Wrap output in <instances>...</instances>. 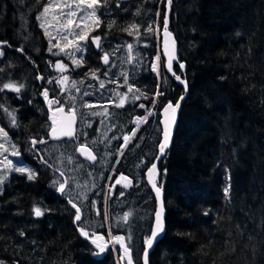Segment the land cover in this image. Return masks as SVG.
I'll return each instance as SVG.
<instances>
[{
	"label": "trees",
	"instance_id": "1",
	"mask_svg": "<svg viewBox=\"0 0 264 264\" xmlns=\"http://www.w3.org/2000/svg\"><path fill=\"white\" fill-rule=\"evenodd\" d=\"M42 3L0 0V42L16 43L18 15L31 10L29 30L41 48L44 34L31 14ZM164 9L159 0H109L98 11L97 32L107 40L123 39V23L145 32L156 13L162 23ZM168 20L188 87L158 166L164 232L148 262L264 264V0H172ZM145 33L153 49L157 42ZM173 71L178 73L177 65ZM169 79L162 100L174 103L184 88ZM8 80L15 81L0 73V87ZM16 163L37 178L0 168L7 176L0 185V264H116L109 248L95 255L78 236L70 208L51 193L42 165L25 156ZM34 205L49 211L33 217ZM20 237L33 242L11 246Z\"/></svg>",
	"mask_w": 264,
	"mask_h": 264
},
{
	"label": "rangeland",
	"instance_id": "2",
	"mask_svg": "<svg viewBox=\"0 0 264 264\" xmlns=\"http://www.w3.org/2000/svg\"><path fill=\"white\" fill-rule=\"evenodd\" d=\"M161 1L163 0H159L160 4L165 3V1L162 3ZM42 2V4L38 5L36 13L33 10L31 14V16L35 18L37 22L36 25H38L39 28H41V21L37 19V16L41 14L44 6L49 3V0H42ZM54 2L65 3L69 2V0H54ZM30 11L31 10L26 11L25 15H18L19 29L15 31L16 43L7 45V47L4 46L0 49L4 53L3 56H0V73H2V75L4 74L6 77H11L15 80L13 82L17 85H24L19 93L8 89L0 92V105L3 106L0 107V119H2L0 127H3L5 131L8 132L10 138L7 143H5L3 138H0V143L5 144V147L8 149L3 155H7L8 159L14 161L16 157L11 155V145L14 144L21 153L19 156L20 158L21 156H25L32 164L37 165L36 154H38L40 157H43V161H47L52 167L59 169V172H63L64 179L68 180V185L66 192L62 196L68 201L71 199L81 209V221H75L74 211H71L72 214L70 215L72 222H76L74 225L76 232L79 231V227H84L89 231L90 235L94 230L103 234L106 239H109L108 232L109 229H111L112 235L118 234L125 236L126 243L131 249L132 260L134 264H137L139 251L148 234V232L146 233V226L148 222H151L153 211L150 202L152 197L143 184L142 171L153 157L159 133L157 114L160 107L165 103L162 100L163 96L156 98L157 102L155 106L152 105L151 101L154 98L155 91L159 89V91L163 92L169 88L170 82L169 75L163 70L162 58L159 62V75L152 70L155 57L158 53L160 54L159 33L162 23L159 24L156 13L152 26L154 31L150 32L155 43L157 42V45L153 46V49H149L150 42L147 38L149 34L141 32L140 28L139 37L136 35H129L128 32L125 31V38L120 40H107L106 37L99 35L100 31L97 32L98 28L92 32L90 38L91 36L101 37L100 52L104 54L108 53L110 56V63L106 67L107 72H110V70L115 71L113 75L107 77L108 79H102L100 75H96L99 79L92 77L95 85L92 87L94 90L93 94L92 96L90 94L85 96L84 93H88V86H91V81H89L90 83L87 82V84L81 83L83 80H78L77 78L79 75L77 73V67L72 64V60L69 56L60 52L58 48H53L52 52L48 51L50 47V37L45 35V29L43 28H41L44 34L43 46L41 48L38 46L28 26V14ZM53 15H59V12H50L44 20L48 31L51 32L53 38L52 43L55 44L57 41H60L63 46L64 43H67V41L62 39V35L65 33H58V24L52 19ZM61 22H63V18ZM122 25L125 29L128 28V25H124V23ZM147 25L149 26V23ZM102 27L104 28V26ZM103 28L102 32L107 33ZM72 38L73 37H69V39ZM130 38L134 41L130 42ZM128 44L133 45V50L131 52L133 60L131 62L128 60ZM21 49H23V51H20ZM92 50L93 47L88 40L83 50V60L92 59ZM54 53L59 54L57 55ZM74 58L80 59L81 53L76 52ZM57 61H62L66 64L68 66L67 70L60 72L55 67ZM97 61H99V59H97ZM127 62L129 83L133 84L134 87L141 92L146 93L149 98L144 99L141 97L140 100H132L131 97L133 93H128V101L126 102V111H128V113L126 112L125 120H127L128 135L131 139L128 141V153L124 154L123 152L125 149H121L122 147L120 148L121 144L116 147L114 144L115 139H113L114 134L117 136L113 129H115L116 126L120 127L118 122L116 124L113 114L115 109L119 108L115 106L119 103V97L115 95L114 99L116 101H114V99H112L113 93L104 95L97 87L102 80L104 84L106 82L114 84L110 82L115 81L111 78L120 76L121 73H126L124 67ZM99 66H101V62ZM39 76H43L44 79H38ZM63 76L69 78L66 85L57 83ZM49 80H51L52 83H49ZM73 81L76 82L75 86L72 84ZM9 82L8 80L7 83ZM3 83L6 82L4 81ZM122 83L124 84V81H122ZM151 84H154V87L152 93L149 94ZM62 87L66 88L63 93L61 92ZM77 88H79V91L76 90ZM44 89L48 90L49 99L55 97L68 108H71L73 105L75 106L77 116L79 119H82L81 122L84 127L82 131L77 133L78 138L83 139L86 143L88 142L92 148L93 146L95 148L97 147L93 144V142L97 140L98 147L100 148V156L99 161L94 167L89 166L86 161H84L86 163L80 162L79 158L77 159L75 153H73V149H71L70 146L64 145L63 142H48L42 145L38 143L35 148H33L31 139H46V134L49 129L46 106L48 111L49 107L41 95ZM124 92L127 91L122 90L120 93ZM135 95H139V92L135 93ZM72 97H75V99H71ZM88 97L91 99L89 100ZM109 100L114 101V103H111L114 106L113 113L108 109V113L102 115L103 117L101 115L93 116L91 114L93 111L102 113L104 107H106L105 104L108 103ZM29 101H31V103H29ZM85 102L93 104L95 107L91 109L84 108L82 105ZM140 104H144L145 108H140ZM5 108L8 109L9 112L15 110L18 127H13L11 125V118L8 113L4 111ZM149 108L152 109L154 114L148 116L147 122H141L139 128H137L136 117L146 116ZM122 119L124 120L123 115ZM133 129H136L134 136L131 135ZM81 132L87 133V135H82L83 133ZM3 155H0V161H3ZM119 156H121V159L117 160ZM69 157L71 160H69ZM126 163L128 164V170L127 166L125 167ZM117 165L124 166L126 170L125 173L129 176L115 170ZM15 166L19 167L17 163ZM21 167L24 166L21 165ZM0 168H3L2 164H0ZM38 168L48 174L50 187L56 193V191H58V185L54 186L52 182L58 179L61 181V179L43 166L39 165ZM14 173L20 174L17 172ZM114 175H120L118 179H120L121 176H125L132 181V190L127 192L126 200L123 202L118 201V198L125 195L123 191L129 189V186L125 187L124 185L127 181H122L120 184L115 183L118 189L115 188L111 191L112 187L110 186ZM121 193H123V195H121ZM52 204L57 206L55 202H52ZM97 210L100 211V215H97ZM126 212L131 213L127 222L121 219ZM105 213L107 214V218H105ZM129 235L132 237L130 241L127 240ZM17 240L19 241L14 242L12 239L11 243H9L11 246L20 245V248H22V242L25 244L33 242L28 238L24 239L22 237ZM25 248L28 247L25 246ZM88 248H90L93 253L95 252L92 246H88ZM109 249L114 255L116 264H126L124 259L121 260V256L116 247L113 248L110 245ZM30 250L33 252V249Z\"/></svg>",
	"mask_w": 264,
	"mask_h": 264
},
{
	"label": "snow or ice",
	"instance_id": "3",
	"mask_svg": "<svg viewBox=\"0 0 264 264\" xmlns=\"http://www.w3.org/2000/svg\"><path fill=\"white\" fill-rule=\"evenodd\" d=\"M109 0H69V2L65 3H58L54 2V0H49V3L46 4L43 8V11L39 16H37V19L41 21L40 27L45 29V35L49 36V52H52L53 48H58L60 52H63L65 55H68L69 58L72 60V64L76 67H80L83 64V50L86 46L90 35L92 32H94L97 28L100 27L101 21L99 16L97 15V12L100 11L104 6L108 4ZM172 0H168L169 6L171 5ZM119 6V4H117ZM59 12V15H53L52 19L57 22L58 33H65L62 35V39L67 41V43H64L63 46L61 45L60 41H57L55 44L52 43V35L51 32L48 31V28L46 26L44 18L48 16L50 12ZM63 18V22H61V19ZM113 24H115V21L112 22V24H109L108 27L112 28ZM168 24L169 20L168 17L165 16L163 20V33H164V40H163V55L166 57V63L165 67L168 72H171L172 75L175 77L177 81H180L181 84L184 85L185 92H187V81L181 79L180 76L176 75V73L172 70L173 69V61L177 60L178 57L176 55L175 50V40L172 38V34L168 31ZM158 30V29H157ZM124 31H127L129 35H136L139 37L140 31H139V25L132 24L129 26V28L124 29ZM154 29L151 25H149L145 32H153ZM239 35V33H237ZM69 37H73L72 39H69ZM171 39V47H169V39ZM92 43L97 47H101V37L100 36H91ZM6 41L0 42V44H5ZM127 48L129 50V57L128 60L131 62L133 60V57L131 56V52L133 50V45L128 44ZM71 49V50H70ZM20 51H23L21 49ZM80 52L81 58L76 59L75 53ZM59 54V53H54ZM4 53L2 50H0V56H3ZM103 63L105 65H108L110 62V56L108 53H105L102 57ZM161 60V56L158 53L155 57V62L152 64V70L157 72V75H159V62ZM55 67L60 71L64 72L67 70V65L64 64L62 61H57L55 64ZM180 69H184L185 65L184 63L179 64ZM91 75L95 79H99V77L96 76V72H92ZM105 76L108 75L107 72L104 73ZM123 76L124 85L127 86V92L120 93L116 92L115 95L119 97V103L116 104V107H123L125 103L128 101V93H133V96L131 97L132 100H140L141 97L144 99H148L146 93L141 92L139 89H136L133 84L129 83L128 75L127 73H121ZM38 79L43 80V76H39ZM69 78L67 76H63L59 81H57L58 84L66 85ZM49 83H52L51 80L48 81ZM111 83H118V81H110ZM75 81L72 82L73 86H75ZM83 83V81H81ZM24 87L23 84L17 85L14 82L9 83H3L2 87H0V91H3L5 89L12 90L16 93H19L21 89ZM105 84L104 81H100V88H104ZM66 90V88L62 87L61 92L63 93ZM79 91V88L76 89ZM139 92V95H135V93ZM44 100L47 102L49 110L51 112V116L49 119L51 120L50 125V137L53 139H60L62 137H69V138H78L77 132L75 130L74 125L76 124L77 120V110L75 106L73 105L71 108L68 109V111H65V106L60 102L59 99L53 98L49 99V92L47 89H44V91L41 93ZM85 96L89 95V93L85 92ZM164 93L159 91L157 89L154 93V98L152 99V105H156V98L163 96ZM71 99H75V97H72ZM184 99V96L180 97V100L177 101V103L174 105L171 101H169L166 105H163V114H164V120H163V131L162 136L163 139L159 143V152L160 156H157L155 159L156 161H159L161 157L165 154V150L170 147L174 128L177 122V114L178 110L180 109V101ZM31 103V101H29ZM108 103H114V101L109 100ZM84 108H94L95 105L85 102L82 105ZM0 107H3L0 105ZM140 108H145L144 104L139 105ZM5 112L8 113L9 117L11 118V125L13 127H18L17 118L15 116V110L12 112H9L8 109H4ZM108 113L107 107H104V111L102 113H97L93 111L91 114L93 116L95 115H106ZM153 111L151 108L148 109L147 115L144 117H136V127L139 128V125L141 122H147L148 116L153 115ZM136 129H133L132 136L135 135ZM82 135H87V133H83ZM0 138H3L5 143L9 141L8 132L5 131L3 127H0ZM115 139V137H113ZM125 145H127L128 141L131 139L129 135H125L123 137ZM46 144L47 141L43 138L37 140L36 138L31 139V144L33 148L37 144ZM95 143V142H93ZM12 152L11 155L15 157H19L21 155L20 151L16 148V146L13 144L11 145ZM8 149L5 147V144L0 143V155H3L6 153ZM76 151L80 152L81 155L85 156L88 160L96 161L97 156L93 154L92 149L87 146V144H80V146L76 149ZM43 159V157H41ZM69 160L71 158L69 157ZM47 163V161H44ZM0 164L3 165L4 169H7L9 171H14L21 174H26L28 180H35L37 178V173L32 170L29 167H16L13 164V161L8 159L7 155H3V161H0ZM57 171H60L57 169ZM165 170V174H166ZM161 173L158 170L157 163H152L151 167L148 168V179L152 183L153 189L156 191L157 198H160L161 196V189L162 186H157L156 183V177H158ZM60 176L64 177V173L60 172ZM7 179V176L4 174H0V185L3 184L4 180ZM122 181H127V183L124 185L125 187H128L131 185L132 181L129 180L128 177L121 176L120 179L116 181L117 184H120ZM53 185H58V191L61 194H64L66 192V188L68 185V180L64 179L62 182L58 180H54ZM114 187V186H110ZM230 185L229 187H226L223 189V192L225 196L227 197L230 192ZM3 188L0 187V193H2ZM123 195V193H121ZM69 204L72 205V207L75 209V221H81V209L77 206L76 203H74L71 199L68 201ZM49 211L48 209H42L39 205H34L32 212L35 217L39 218L45 215V212ZM163 214H164V202L161 200L160 207L155 213V226L151 231V235L145 239V252L143 261L144 264H149L148 262V249H150L153 245L154 240L158 237L160 233L164 231V220H163ZM205 215L208 214L206 211L204 213ZM97 215H100V211L97 210ZM131 213H124L123 217L121 218L123 221L127 222L129 219V216ZM105 218H107V214L105 213ZM79 232L82 236L90 240L91 244L95 246V249L98 251H95L93 254L100 255L103 254L111 245L113 248L115 245H119L123 249V256H121V260H123L125 257H127V264H133L132 256H131V249L126 243V238L123 235H112L111 229H109L108 237L109 239H105V236L103 234H100L96 231H92L91 235L88 230L84 227H79ZM20 235L23 236L24 232L21 231ZM131 235L127 237V240H131Z\"/></svg>",
	"mask_w": 264,
	"mask_h": 264
},
{
	"label": "flooded vegetation",
	"instance_id": "4",
	"mask_svg": "<svg viewBox=\"0 0 264 264\" xmlns=\"http://www.w3.org/2000/svg\"><path fill=\"white\" fill-rule=\"evenodd\" d=\"M6 44V43H5ZM5 47H7V45H3ZM0 49H2V46L0 47ZM104 56V53L103 52H100V49L98 48V51H93L92 53V59H89V60H83V64L81 65V67H77L78 69V80H83V83L84 84H87V82L91 81V86L89 85L88 86V93L92 96L93 94V89L92 87H94V81L92 79V75L91 73L92 72H96V75H100L102 79H108L107 77L110 76V75H113L114 74V71L110 70V72H107L106 70V67L108 65H105L103 63V60H102V57ZM88 57V56H86ZM97 59H99V61H97ZM101 62V66H99V63ZM110 63V62H109ZM126 69V73L128 75V62L126 64V66L124 67ZM123 69V68H122ZM107 72L108 75L105 76L104 73ZM103 73V74H102ZM112 80H115V81H118V83H114V84H110L108 82L105 83V87L104 88H100V85L97 87L98 90H101L102 91V94H108V93H113V96H112V99H114L115 97V93L116 92H121L122 90H125L127 91V86H125L122 81H123V76L120 75V76H117L115 78H111ZM103 81V80H102ZM90 83V82H89ZM55 98V97H54ZM57 99V98H56ZM88 99L90 100L91 98L88 97ZM114 101H116L114 99ZM126 103L123 107H119V108H116L115 109V112H114V106L112 104H109V103H106L105 106L107 107V109H109L113 114H114V118H115V122L117 124V122L119 123V126L120 127H117L115 129H113V131L117 134V136L114 134V137H115V142L114 144L116 145V147L121 144L120 148L121 149H125V151L123 152L124 154L125 153H128V143L126 146L125 145V142H124V139L123 137L125 135H128V124H127V120H125V115H126V112L128 113V111H126ZM68 107L65 106V111H68ZM46 110H47V122L49 123V128H50V125H51V120L49 119V117L51 116V112L50 110L48 111L47 109V106H46ZM48 112H49V115H48ZM122 115L124 117V120L122 119ZM102 116V115H101ZM128 116V115H127ZM100 117V116H99ZM103 117V116H102ZM99 119H104V118H99ZM82 119H79V117L77 116V121H76V132H80L82 131V129L84 128L83 125H82ZM126 122V123H125ZM49 130V129H48ZM83 133V132H81ZM111 133V132H110ZM47 138V137H46ZM56 142V141H55ZM57 142H63L64 145H67V146H70L71 149H73V153H75V149L77 147L80 146V144H85L86 142L81 139V138H69V139H62L60 141H57ZM87 146L89 148L92 149V152L93 154H95L97 156V160L94 161L93 163H88L89 166L91 167H94L97 162L99 161V156H100V148L98 147V144H97V140H95V143H93L94 145H96L97 147L95 148L93 146V148L88 144V142L86 143ZM116 153V152H115ZM37 157H38V154H37ZM77 158V157H76ZM78 159V158H77ZM121 159V156L117 157V160H120ZM80 162L82 163H86L82 160L79 159ZM50 165V164H49ZM51 166V165H50ZM127 166V170H128V164L126 163L125 164V167ZM125 167L124 166H120V165H117L116 169L117 171L119 172H122L124 173L126 176H128L125 172ZM121 168V169H120ZM49 172H51L50 170H48ZM124 171V172H123ZM128 172V171H127ZM53 174H55L57 177L60 178V176H58L55 172H52ZM48 175V174H47ZM120 175H114L113 179H112V184L111 186H114L111 188V191L115 188H117V186L115 185V181H117V179L119 178ZM49 178V177H48ZM61 181L64 180V177H61L60 178ZM118 189V188H117ZM129 190H125L123 192H125V195L121 196L118 198V201H125L126 200V192H128ZM57 192V196L65 203V205L67 206V208H71L72 211L75 212L74 208L72 207L71 204L68 203V200L62 196L63 194H61L59 191H56ZM51 193H54V190H52L51 188ZM84 241V240H83ZM87 242V241H85ZM88 243V242H87Z\"/></svg>",
	"mask_w": 264,
	"mask_h": 264
},
{
	"label": "water",
	"instance_id": "5",
	"mask_svg": "<svg viewBox=\"0 0 264 264\" xmlns=\"http://www.w3.org/2000/svg\"><path fill=\"white\" fill-rule=\"evenodd\" d=\"M164 8H165V9H164L163 20H164V17H165V16L168 17V11H169L168 0H165ZM168 31H169V30H168ZM169 32H170V31H169ZM170 33H171V32H170ZM171 34H172V33H171ZM172 38H174V37H173V34H172ZM172 38L169 39V47H171V39H172ZM163 40H164V33H163V21H162L161 30H160V33H159V52H160V56H161L162 61H163V64H162V66H163V70H164V72H165L166 74L170 75V77L173 79V81H174L176 84L182 85V87L184 88V85L181 84L180 81H177V80L175 79V77L172 75V73H171V72H168L167 69H166V67H165L166 57L163 55ZM174 40H175V39H174ZM89 42L91 43L92 47H93L94 50L96 51L98 48L92 43L91 38H90ZM3 45H6V44H0V47L3 46ZM175 50H176V55H177V45H176V41H175ZM180 63H182V62H179L178 60H174V61H173V66H174V65H177L178 73H177L176 75H178V76H180V74L183 72V69H180V67H179V64H180ZM181 79H183V78H181ZM183 80H184V79H183ZM183 91H184L183 94H181V95L177 98V100L173 103L174 105L177 103V101L180 100V97H181V96H184V97H185V88H184ZM181 102H182V101H180V103H181ZM167 103H168V102H167ZM167 103H164L163 105H166ZM163 105H162V107H161V108L159 109V111H158V128H159L158 138H159V139H158V142H157V145H156V148H155V154H154V156H153V158H152V160H151V163L146 167V169H145L144 172H143V182H144V184H145V186H146V188H147V190H148V192H149V194L151 195L152 200H153V211H152V215H151V222H150V227H149V231H148L147 237H149V236L151 235V231H152V229H153L154 226H155V213H156V211L159 209V207H160V202H161V200H162V194H161L160 198H157L156 191H155V189H153V187H152V183H151V182L149 181V179H148L147 172H148V168H150V167H151V164L154 163V162L157 163V167H158V166H159V163L161 162V160H162V158H163V156L165 155V154H164V155L161 157V159H160L159 161H156L155 158H156L157 156H160V152H159V143H160V142L162 141V139H163V136H162V131H163V120H164V114H163V110H162ZM178 111H179V110H178ZM66 112H67V111H66ZM75 126H76V124L74 125V127H75ZM49 133H50V128H49V130L47 131V138L45 139L47 142H55V141H60V140H62V139H69V137H62V138H60V139H53V138L50 137V134H49ZM41 145H42V144H41ZM31 148H32V146H31ZM77 148H78V147H77ZM77 148H76V149H77ZM76 149H75V155H76L78 158H80L81 160L86 161V162H88V163H92V162H93V161H91V160H88L85 156L81 155V153L78 152V151H76ZM166 150H167V149H166ZM166 150H165V152H166ZM39 161L42 163V165H43L45 168H47V169L50 170L51 172H55L58 176H60V172L57 171V169H55L54 167L50 166L48 163H45L41 158H39ZM60 177H61V176H60ZM157 179H158V177H156V181H157ZM33 216H34V214H33ZM163 218H164V214H163ZM75 223H76V222H73V225H75ZM163 232H164V231H163ZM163 232L160 233V234L158 235V237L156 238V240H154L152 247H151L150 249H148V256H149V254L151 253V251L154 249L156 243L161 239V237H162V235H163ZM78 234L80 235V237H81L82 240L87 241L88 243L91 244L90 240H88L87 238H85L84 236H82V235L80 234L79 231H78ZM147 237H146V238H147ZM91 245H92V244H91ZM92 246H94V245H92ZM115 246L118 248L120 256H123V249H122L118 244L115 245ZM109 247H110V246H109ZM94 248H95V246H94ZM145 248H146V244H145V241H144V243H143V245H142V249H141V251H140V255H139V263H138V264H144L143 257H144ZM131 256H132V254H131ZM124 260H125V262H126V264H127V257H125ZM133 264H134V262H133Z\"/></svg>",
	"mask_w": 264,
	"mask_h": 264
},
{
	"label": "bare ground",
	"instance_id": "6",
	"mask_svg": "<svg viewBox=\"0 0 264 264\" xmlns=\"http://www.w3.org/2000/svg\"><path fill=\"white\" fill-rule=\"evenodd\" d=\"M186 94H187V92H185V96H186ZM184 98H185V97H184ZM183 100H184V99H183ZM183 100H182V101H183ZM181 103H182V102H181ZM181 103H180V105H181ZM46 137H47V134H46ZM115 183H116V181H115ZM115 185H116V184H115Z\"/></svg>",
	"mask_w": 264,
	"mask_h": 264
}]
</instances>
